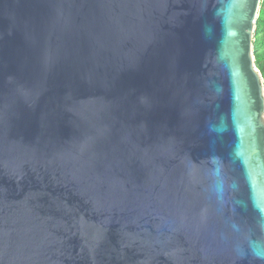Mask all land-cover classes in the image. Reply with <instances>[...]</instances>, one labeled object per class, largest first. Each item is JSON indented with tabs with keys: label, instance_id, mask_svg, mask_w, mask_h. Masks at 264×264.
<instances>
[{
	"label": "water",
	"instance_id": "95a60500",
	"mask_svg": "<svg viewBox=\"0 0 264 264\" xmlns=\"http://www.w3.org/2000/svg\"><path fill=\"white\" fill-rule=\"evenodd\" d=\"M260 0H0V264H264Z\"/></svg>",
	"mask_w": 264,
	"mask_h": 264
},
{
	"label": "trees",
	"instance_id": "16d2710c",
	"mask_svg": "<svg viewBox=\"0 0 264 264\" xmlns=\"http://www.w3.org/2000/svg\"><path fill=\"white\" fill-rule=\"evenodd\" d=\"M252 52L254 65L261 74L264 87V0H260L257 17L254 23Z\"/></svg>",
	"mask_w": 264,
	"mask_h": 264
}]
</instances>
